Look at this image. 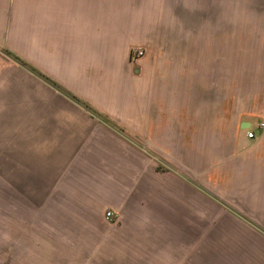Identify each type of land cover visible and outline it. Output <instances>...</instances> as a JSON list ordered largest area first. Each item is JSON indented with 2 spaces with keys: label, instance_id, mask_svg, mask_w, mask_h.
I'll return each instance as SVG.
<instances>
[{
  "label": "crops",
  "instance_id": "0c3cea01",
  "mask_svg": "<svg viewBox=\"0 0 264 264\" xmlns=\"http://www.w3.org/2000/svg\"><path fill=\"white\" fill-rule=\"evenodd\" d=\"M182 2L264 0H0L10 230L74 264H264V46Z\"/></svg>",
  "mask_w": 264,
  "mask_h": 264
},
{
  "label": "rangeland",
  "instance_id": "374dc122",
  "mask_svg": "<svg viewBox=\"0 0 264 264\" xmlns=\"http://www.w3.org/2000/svg\"><path fill=\"white\" fill-rule=\"evenodd\" d=\"M188 5V14L199 15L204 18L206 37L215 33L219 48L227 47L229 20L236 18V31L238 32L237 46H245V32H251L250 44L247 46L254 51V64L260 55V47L264 46V2H182ZM185 8L182 7V10ZM183 13H185L183 11ZM174 14H179L178 6L174 4ZM191 21V20H190ZM232 25V23H231ZM243 37V38H242ZM246 39V40H245ZM209 40L206 39V43ZM264 77L263 70H254L253 77ZM259 88H254L258 90ZM40 219H46L41 216ZM36 221V219H35ZM44 220L37 224L15 222L13 229L5 220V199L3 190L0 191V264H74L64 262L66 256L54 252L52 246L37 245L44 243L43 239H51L50 231H44Z\"/></svg>",
  "mask_w": 264,
  "mask_h": 264
},
{
  "label": "built area",
  "instance_id": "2783aa9c",
  "mask_svg": "<svg viewBox=\"0 0 264 264\" xmlns=\"http://www.w3.org/2000/svg\"><path fill=\"white\" fill-rule=\"evenodd\" d=\"M144 53V51L141 49V48H134L132 51H131V58L133 60H136L137 58H139L140 56H142ZM257 127L262 131L264 132V117L260 119V121L258 122L257 124ZM246 136L249 138V139H254L256 137V134L254 133L253 130L251 129H248L247 130V133H246ZM106 218H110L112 216V213L111 212H106L105 214Z\"/></svg>",
  "mask_w": 264,
  "mask_h": 264
}]
</instances>
